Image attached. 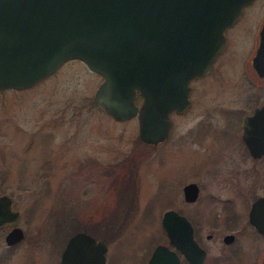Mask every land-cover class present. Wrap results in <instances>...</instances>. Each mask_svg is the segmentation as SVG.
Here are the masks:
<instances>
[{
    "label": "water",
    "instance_id": "water-1",
    "mask_svg": "<svg viewBox=\"0 0 264 264\" xmlns=\"http://www.w3.org/2000/svg\"><path fill=\"white\" fill-rule=\"evenodd\" d=\"M248 1L0 0V89L31 86L78 58L102 76L96 103L117 120L136 115L139 138L155 143L168 133L169 112L185 106L187 80L208 69L224 45V28ZM17 215L11 197L0 194V224ZM175 215L167 209L162 226L188 255L198 248L179 236ZM184 226L182 216L181 233ZM23 235L14 225L4 240ZM106 248L102 238L76 230L59 264H103ZM145 264L179 263L174 250L156 243Z\"/></svg>",
    "mask_w": 264,
    "mask_h": 264
},
{
    "label": "rangeland",
    "instance_id": "rangeland-1",
    "mask_svg": "<svg viewBox=\"0 0 264 264\" xmlns=\"http://www.w3.org/2000/svg\"><path fill=\"white\" fill-rule=\"evenodd\" d=\"M101 78L69 58L31 86L0 89V191L19 210L15 224L24 235H42L34 245L10 250L3 225L1 264H56L54 252L67 236L51 224L58 208L73 211L79 226L86 222L93 231L106 223L101 232L107 239L97 237L106 243L105 264H142L162 238L159 215L172 201L173 171L164 172L157 148L139 138L136 115L117 120L96 103ZM133 153L136 178L129 173L131 185L116 187L111 181L121 173L118 163ZM50 247L52 259L46 258Z\"/></svg>",
    "mask_w": 264,
    "mask_h": 264
},
{
    "label": "flooded vegetation",
    "instance_id": "flooded-vegetation-1",
    "mask_svg": "<svg viewBox=\"0 0 264 264\" xmlns=\"http://www.w3.org/2000/svg\"><path fill=\"white\" fill-rule=\"evenodd\" d=\"M223 33L224 45L208 69L187 80L185 106L169 112L167 135L155 143L144 141L157 148L161 169L170 167L176 179L172 201L159 215V243L174 250L179 264H264V0L243 4ZM167 209L176 212L179 236L186 240L188 235L198 248L189 256L180 242L168 241L162 226ZM16 218L0 228L9 230ZM70 234L54 252L56 264ZM41 236L4 242L12 250L22 242L34 245ZM47 253L52 247L46 258ZM4 258L0 255V264Z\"/></svg>",
    "mask_w": 264,
    "mask_h": 264
},
{
    "label": "trees",
    "instance_id": "trees-1",
    "mask_svg": "<svg viewBox=\"0 0 264 264\" xmlns=\"http://www.w3.org/2000/svg\"><path fill=\"white\" fill-rule=\"evenodd\" d=\"M135 159V154H130L127 155L123 160H121L119 165H122L121 167V173L118 174L112 181L111 183L115 185L116 187H121L125 185H131V182L133 181L134 178H136V167H133V160ZM131 175V180L127 183V175ZM73 211H67L66 208H58L53 211L54 218L52 219V225L54 226V230L58 232V234H62L64 236L72 233V228L74 227H81L84 228L87 232L91 233L95 237H102V232L101 230L104 231L108 226H105L102 222V228L99 229V231H93L94 226L85 223H81L82 226H79L78 221H77V214L72 213ZM111 215V214H110ZM78 225V226H75ZM93 226V227H92ZM76 229V228H74ZM105 240L107 239L106 237L104 238Z\"/></svg>",
    "mask_w": 264,
    "mask_h": 264
}]
</instances>
